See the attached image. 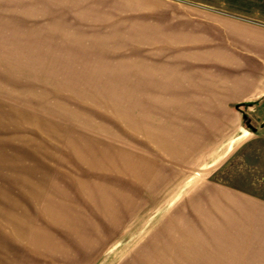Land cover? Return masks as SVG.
Here are the masks:
<instances>
[{"label": "rangeland", "instance_id": "rangeland-1", "mask_svg": "<svg viewBox=\"0 0 264 264\" xmlns=\"http://www.w3.org/2000/svg\"><path fill=\"white\" fill-rule=\"evenodd\" d=\"M204 5L0 0V264H264V102L231 141L140 93Z\"/></svg>", "mask_w": 264, "mask_h": 264}, {"label": "crops", "instance_id": "crops-1", "mask_svg": "<svg viewBox=\"0 0 264 264\" xmlns=\"http://www.w3.org/2000/svg\"><path fill=\"white\" fill-rule=\"evenodd\" d=\"M212 3L213 7L197 9L196 22L181 23V38L190 41L181 43L189 48L187 54L172 60L150 59L148 72L136 75L146 80L145 93H140L157 96L156 110L189 112L190 127H203L208 136L226 133L236 141L248 135L238 108L249 105L258 114L264 102V4L258 0ZM230 125L240 134L231 135ZM211 127L215 129L207 130ZM191 136L187 141H199Z\"/></svg>", "mask_w": 264, "mask_h": 264}]
</instances>
